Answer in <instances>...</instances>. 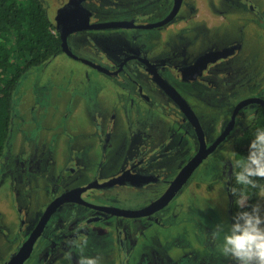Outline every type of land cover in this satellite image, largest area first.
Instances as JSON below:
<instances>
[{
  "label": "rangeland",
  "instance_id": "1",
  "mask_svg": "<svg viewBox=\"0 0 264 264\" xmlns=\"http://www.w3.org/2000/svg\"><path fill=\"white\" fill-rule=\"evenodd\" d=\"M59 1L63 2L43 0L52 16ZM141 5L138 3V7ZM193 14L199 24L203 23L207 28L213 29L214 42L223 44L231 39L232 42L239 40L241 43L240 48L230 57L233 61L230 75L227 76L230 80V94L225 99H212L209 103L202 98V93L197 96L191 87L179 85L184 96L202 115L200 122L206 135L212 137L216 135L221 123L229 119L237 101L250 96L264 98V0H196ZM130 31L126 28L76 30L69 35L68 45L76 54L89 56L92 50L87 45L92 46L98 49L97 58L100 55L103 60L110 61L119 58L123 48H138L148 37V42H145L148 52L153 55L158 53L155 43L150 39L158 29L136 30L142 33V37ZM87 33L92 36L90 40ZM120 80L123 77L114 79L109 74L86 65L79 58L62 52L41 65L32 67L23 76L15 95L5 151L0 158V264L8 259L19 240L17 236L12 239L11 235L19 232L20 227L24 229L23 235L33 227L53 192L56 194L60 189L80 185L93 177L110 175L126 164L124 162L130 148L140 137L121 143L118 141L120 138L115 140L112 137L102 157L101 147L94 136V129L99 125L96 114L99 103L105 102L110 111L119 110L122 105L123 111H130L135 116V107L140 102L131 98L132 84L116 83ZM149 86L146 85V89ZM142 104L144 107L148 106L147 109L141 107L143 111H150L152 116L150 124L148 120L143 125L130 124L139 136L141 129L145 128L146 131L156 125L155 116H160L161 112L158 107ZM91 111L95 113L89 116ZM115 118L116 128L128 126L120 112H116ZM182 132L177 131L178 134ZM69 147L73 150L72 154L81 159L75 166L74 163H64ZM221 152L233 158V141L222 144L200 163L187 183L174 194L170 203L153 215L158 218V222L152 217V230L135 231L136 222L130 220L123 226L126 234L130 228L133 230L130 238L135 241L133 249L127 251L125 263L232 264L219 254L206 236L214 225L232 222L225 209V192L219 186L215 191L206 189L211 182L218 184V163L215 165L213 161L215 157L219 158ZM179 159L180 155L169 157L165 179L158 184L141 188L139 193L125 188L116 190L119 186L111 190L121 192V204L143 205L148 198L163 191L180 166L181 163H177ZM227 165L228 175H231L233 163ZM65 166L76 170L68 171L67 182H57L55 178ZM196 181L204 184L200 183L198 186ZM55 188L57 189L54 190ZM154 188L156 192L153 191ZM197 194L199 198L208 199L209 205L199 199V209L194 211L192 203L198 197ZM257 203L264 206V190ZM59 209L53 213L52 218ZM52 231L50 228L44 232L45 250H48L52 242L57 241L58 244L60 241V230ZM63 247L70 248L66 243ZM102 249L98 250L100 253L85 249L84 253L99 256L103 262L107 259L106 252L112 248ZM72 254L74 257L77 254L75 247ZM54 255L59 256V251L56 250ZM37 260L33 254L24 264H45L41 258L37 257Z\"/></svg>",
  "mask_w": 264,
  "mask_h": 264
},
{
  "label": "flooded vegetation",
  "instance_id": "2",
  "mask_svg": "<svg viewBox=\"0 0 264 264\" xmlns=\"http://www.w3.org/2000/svg\"><path fill=\"white\" fill-rule=\"evenodd\" d=\"M62 1L61 3L60 1L58 2L54 16H52L56 26L55 30H57L59 35L61 33L55 19L57 10L69 1H81L80 5L83 10L80 7L76 8L83 13L79 12L81 20L86 19L88 23L85 28L75 29L66 34V46L71 52L67 53L62 48V53L65 55L69 54L74 58H79L86 65L98 69L105 74H109V76L114 79L123 77V80L116 81V83H131V98H136L140 102L137 104L138 106L136 105L135 107V116H132L130 111H123V109H121L122 105H119V110L110 111L109 106H107L105 102L99 103V111L96 112L99 125L94 129V136L97 137V144L101 147H99L101 156L104 157V152L106 151V147L110 145L112 137H114L115 140L120 138V140H118L120 143L133 140L134 137H140L141 139L135 140L124 162L126 164L119 171L104 177H93L91 180L80 185H70L69 187L60 189L56 194L53 192L33 227L29 231H26L24 235V229L22 227H20L21 232L19 231L11 235L12 239L17 236L19 240L15 245V249L9 254L8 259L3 261L2 264H7L12 254H14L23 242L27 240L31 232L37 226L46 207L54 199L63 194L68 197V200L60 202L57 207L53 209L44 225L43 231L34 242L30 256L24 263L35 254V259L37 260V257L41 258L45 264H76L80 255L79 249L75 248L77 254H75L74 257L72 254L74 247L69 245L70 248L66 249V247H63L64 243L69 244L68 242L71 240L86 236L88 238V245L85 249L100 253L98 252L99 249L103 250L102 248L104 247L112 248L110 251L106 252L105 256H107V259L104 260L102 264H127L125 263L127 262V251L128 249H133L132 247H134L135 241L130 238L132 237L133 230L130 228V231L126 234L123 226L130 220L134 221V223L136 222L135 231H149L153 228L152 217L158 222V218L153 215L166 207L175 195L167 204L156 210L149 212V206L160 198L183 165L187 163L198 150L200 141L195 127L197 122L195 121L198 119V123L202 128L205 147L208 148L216 142L215 147L200 162L202 163L222 144L231 140L233 141L234 147L237 144L241 130L251 121L247 119L249 112L255 116L258 106L263 104L259 102L245 103L235 113L234 110L236 105H234L229 119L221 123L216 135L212 137L206 135L205 128L200 122L202 115L195 110L193 105L184 96L179 85L183 84L187 87H191L197 96L199 93H202V98L209 103H211L212 99H217L218 101L225 99V96L230 94V80L227 78V76L230 75L233 62L230 57L240 48L241 43L239 40L232 42L231 39L224 41L223 44L214 42L215 39L212 40L213 37L215 38L213 29L207 28L203 23L199 24L196 16L193 14L194 2L196 0ZM178 1L180 2L178 3ZM176 2L178 4H176ZM138 3L142 5L138 7ZM170 14L172 16H169ZM167 17H170L169 20L163 24L148 26ZM120 22L124 23L120 24ZM90 25H92V27H90ZM101 28H126L131 30L130 32L132 34H138L141 37L142 33L136 30L158 29L154 37H150V39H152L151 41L155 43L157 48L156 52L158 53L153 55L148 52L145 44V42L149 40L148 37L144 39V44L138 45V48H135V46L123 48L119 58L110 61L103 60L100 55L97 58L96 52L98 49L92 46L87 45V48L92 50L90 51L91 56H89L76 54L68 45V37L72 32L76 30H95ZM88 33L91 32L89 31ZM88 33L86 35L90 40L92 36ZM93 38L95 39L96 37ZM234 45L236 46L232 48V52L229 51V54H225L226 51ZM200 56H203V59H205L202 68H199L200 64H196V59ZM103 68L105 70H103ZM166 84L172 85L184 101L177 102L166 90ZM146 85L150 86L146 89ZM239 101H237V103ZM142 103L158 107L161 112L160 116H155L157 120L156 125L146 131H144L145 128L141 129L139 136V133L136 132V129H132L130 124L143 125L146 120L149 122L152 116L150 111H143V109H147L148 106L144 107ZM116 112H120L123 115V119L128 122L127 127H115ZM94 113L95 112L91 111L89 116L90 114L94 115ZM148 124H150V122ZM157 124L159 125L157 126ZM179 130L183 132L178 134L177 131ZM125 147L127 149V145H125ZM72 152L73 150L70 147L67 148L64 163H74L75 166L81 159L79 160ZM174 155H180V159L177 163L181 164L177 170H175L171 180L165 185L162 192L158 193L155 197L148 198L143 205L128 206L121 204L119 200L121 192L117 193L111 189L119 186L120 188H116V190L125 188L130 191L136 190V193H139L141 188L162 182L163 179H165V174L168 172V158ZM213 163H215V165L218 163V169H216L218 173V178L216 176L218 184H216V182H211L208 184V187L206 186V189L207 191H215L216 187L219 186L222 192H225L227 198V207L225 209L227 214L230 215L228 205L231 201L230 189L232 174L228 175L227 164L233 163V158H230L229 154H223L221 152L219 158L215 157ZM70 169L72 171L76 170L71 166H65L64 170L55 178L56 181H60L61 183L67 182L66 175H68ZM192 173L188 179L191 177ZM110 179L117 180H115L116 182L104 184L105 181ZM187 180L183 185L187 183ZM196 183H198L199 186L202 182L199 183V181H196ZM83 186L89 187L84 191L70 194V191L79 189L78 187ZM56 189L57 188L54 190ZM153 191L156 192V189L154 188ZM71 197H73V199H71ZM199 199L206 205H209L208 199L199 198L198 195L192 203L195 207L194 211L199 209V203L201 202ZM64 204L67 205L61 208ZM58 209V213L52 218L53 213ZM127 210L136 212L134 214H127ZM137 210L142 211L138 212ZM50 228H52L53 231L56 229L60 230V233H58V235H60V241L58 244L56 243L57 241L52 242V245L48 246V250H45L46 241L44 242V232ZM146 238H148L147 234ZM62 240L64 242H62ZM56 250L59 251V256L54 255ZM63 251L64 253H62ZM48 254L54 256H47ZM69 254L71 255V259H69ZM84 255L86 254L84 253ZM87 256L94 257L95 255L89 253Z\"/></svg>",
  "mask_w": 264,
  "mask_h": 264
},
{
  "label": "trees",
  "instance_id": "3",
  "mask_svg": "<svg viewBox=\"0 0 264 264\" xmlns=\"http://www.w3.org/2000/svg\"><path fill=\"white\" fill-rule=\"evenodd\" d=\"M52 14L43 0H0V158L5 151L17 88L23 76L62 52L61 37ZM55 30V31H54ZM257 130H264V106L259 105L252 119L238 136L234 146L230 217L238 211L236 201L242 196L256 204L264 190V179L256 178L257 187L237 184L235 173L241 171L249 141ZM235 188V193L231 190ZM232 220V219H231Z\"/></svg>",
  "mask_w": 264,
  "mask_h": 264
},
{
  "label": "clouds",
  "instance_id": "4",
  "mask_svg": "<svg viewBox=\"0 0 264 264\" xmlns=\"http://www.w3.org/2000/svg\"><path fill=\"white\" fill-rule=\"evenodd\" d=\"M247 119H254V115L249 112ZM256 178L264 179V130H257L254 138L249 141L241 171L235 173L237 184L252 188L257 187ZM231 191L235 193L236 190L233 188ZM236 204L240 209L250 210L238 211L232 216L230 224L224 222L217 224L210 233H206V236L219 254L232 264H264V206L260 203L250 205L248 198L243 196ZM68 243L79 249L80 255L76 264H102L101 257L84 255L88 245L86 236Z\"/></svg>",
  "mask_w": 264,
  "mask_h": 264
},
{
  "label": "water",
  "instance_id": "5",
  "mask_svg": "<svg viewBox=\"0 0 264 264\" xmlns=\"http://www.w3.org/2000/svg\"><path fill=\"white\" fill-rule=\"evenodd\" d=\"M179 2L180 1H178V3ZM80 3H81V1H69L68 3L64 4L62 7L58 8L57 14L55 17L56 24H57L58 28L60 29V33H61L60 34L61 46L67 53H70L71 51L66 46V34L72 30H75V29H83L88 24L86 19L81 20V17L79 16V12L80 13H82V12L79 11L77 8L80 7L83 10ZM178 3L176 2V4H178ZM74 5H75V7H74ZM74 9H76V10H74ZM169 16H172V15L170 14ZM86 17H87V15H86ZM169 18L170 17L164 18L163 20L152 23V25H148V26L163 24L164 22L169 20ZM122 23H124V22H120V24H122ZM90 27H92V25H90ZM235 46L236 45H234L233 47L228 49L225 54H229L230 52H232L231 50H233L232 48H235ZM204 63H205V59H203V56H200L196 59V64H200L199 68H202ZM103 70H105V69L103 68ZM166 90L168 91V93L171 94V96H173L175 98V100H177V102H180V101L183 102L184 101V99H182L180 94L177 93V91L172 87V85L166 84ZM249 102L250 103L251 102H254V103L259 102V103L264 105V99H262L258 96L249 97V98L240 100L236 104L234 113L243 104L249 103ZM190 113H191V111H190ZM194 118H195V115H194ZM195 122H197L195 127L197 129L199 141H200V146H199L198 150L188 160V162L183 165V167L180 169L179 173L176 175V177L170 183V185L168 186L166 191L160 196V198L158 200L154 201V203H152L149 206V208H150L149 212L156 210L157 208H160L161 206L167 204L168 201H170V199L174 196V194L181 188L183 183L188 179V177L190 176L192 171L200 164L202 159L215 147L216 142L208 148L205 147V140H204V134H203L202 128H201L200 124L198 123V119ZM115 180H117V179H110L108 181H105L104 184L116 182ZM88 187L89 186L78 187L79 189L70 191V194L73 192L84 191ZM67 198L68 197L65 196L64 194L62 196H58L56 199H54L46 207V209L44 210L37 226L31 232V234L29 235L27 240H25L23 242V244L19 247V249L14 254H12V256L9 259V261L7 262V264H23L24 263V261L30 256L32 249H33V246H34V242L37 239V237L40 235V233L43 231L44 225L46 224L50 214L53 211V209L55 207H57V205L60 202L68 200ZM71 199H73V197H71ZM142 210H146V209H142ZM142 210H137V211L140 212ZM135 212L136 211L130 212L129 210H127L126 213L127 214H134ZM137 214H139V213H137Z\"/></svg>",
  "mask_w": 264,
  "mask_h": 264
},
{
  "label": "built area",
  "instance_id": "6",
  "mask_svg": "<svg viewBox=\"0 0 264 264\" xmlns=\"http://www.w3.org/2000/svg\"><path fill=\"white\" fill-rule=\"evenodd\" d=\"M55 31V30H54Z\"/></svg>",
  "mask_w": 264,
  "mask_h": 264
}]
</instances>
